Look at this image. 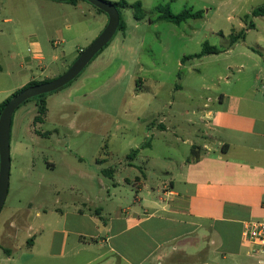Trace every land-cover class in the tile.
<instances>
[{
    "label": "rangeland",
    "instance_id": "1",
    "mask_svg": "<svg viewBox=\"0 0 264 264\" xmlns=\"http://www.w3.org/2000/svg\"><path fill=\"white\" fill-rule=\"evenodd\" d=\"M79 1L76 6L58 0L7 1V14L15 11L22 17L13 18L4 28L1 45L6 54L13 51V41L27 44L35 40L41 45L37 54L50 64L48 78L39 81L64 74L106 26L101 21L107 19L105 13ZM125 1L129 7L122 10V18L127 29L118 31L109 47L69 87L47 96L45 122L34 123L36 99L15 112L13 150L18 140L25 146L13 154L3 215L12 207L27 208L31 202L34 207L48 206L56 192L72 202L85 197L95 200L99 194L105 198L96 168H118L119 180H134L142 168L134 172L123 167L137 157L130 160L127 156L143 141L145 147L151 142L147 130L157 127L163 116L178 133L165 134L175 144L168 149L161 147L158 134L154 156H183L189 145L182 141L199 142L195 134L204 129L199 127V117L207 98L214 99L215 93L246 80V74L237 69L250 64L238 53L183 58L200 53L205 43L228 47L231 34L241 31L247 15L248 22L255 18L252 12L264 0ZM136 2L142 3L146 13L140 21L134 17ZM161 5H169L173 14L185 9L205 14L175 25L157 19ZM254 22L258 31L250 33L248 43L264 38V19ZM53 56L58 58L54 63ZM94 175L95 179H87ZM140 180L137 177L134 182ZM103 181L112 183L107 176Z\"/></svg>",
    "mask_w": 264,
    "mask_h": 264
},
{
    "label": "crops",
    "instance_id": "2",
    "mask_svg": "<svg viewBox=\"0 0 264 264\" xmlns=\"http://www.w3.org/2000/svg\"><path fill=\"white\" fill-rule=\"evenodd\" d=\"M7 1L29 0H0L2 102L30 82L48 78L50 70L45 56L37 54L41 45L35 40L13 41V51L6 54L4 28L22 17L15 11L7 14ZM254 19L248 22L254 28L247 29L246 23L241 28L247 30L246 39L224 52L248 59L250 66L237 69L246 80L215 93L200 107L199 127L205 130L195 134L198 144L187 138L183 156H154L155 140L161 136V147L168 149L175 144L165 134L178 133L163 116L147 130L151 142L145 147L143 141L135 148V160L123 165L134 172L142 168L139 184L137 177L119 180L114 168L107 185L102 172L107 168L99 165L96 175L102 177L98 182L105 198L99 194L95 200L72 202L56 192L48 206L31 202L4 215L3 207L0 264H264V252L244 236L247 224H264V38L248 43L250 33L258 31ZM108 20L101 18L106 25ZM14 135L13 119L12 164L13 154L25 146L18 140L13 150ZM193 147L198 159L189 161Z\"/></svg>",
    "mask_w": 264,
    "mask_h": 264
},
{
    "label": "water",
    "instance_id": "3",
    "mask_svg": "<svg viewBox=\"0 0 264 264\" xmlns=\"http://www.w3.org/2000/svg\"><path fill=\"white\" fill-rule=\"evenodd\" d=\"M103 11L109 18L101 34L81 51L70 68L58 78L39 83L17 92L6 104L0 115V214L9 194L11 172V131L13 116L26 101L40 95L63 89L74 81L114 38L120 25V13L116 6L106 0H85Z\"/></svg>",
    "mask_w": 264,
    "mask_h": 264
},
{
    "label": "trees",
    "instance_id": "4",
    "mask_svg": "<svg viewBox=\"0 0 264 264\" xmlns=\"http://www.w3.org/2000/svg\"><path fill=\"white\" fill-rule=\"evenodd\" d=\"M58 1H65V2H68V3L74 4L78 0H58ZM112 3L116 6V8L118 9V11L120 13V17H119L120 18V25H119L118 31H125L127 29V25H126L124 19L122 18L123 17L122 16V10L127 8V7H129V3L126 2L125 0H122V1H119V2H112ZM133 9H134V17H135L136 20L140 21V20H143V18H145L146 13H145V11L143 9V6H142L141 2L134 3L133 4ZM99 11L104 13L101 10H99ZM157 11L159 12V17L157 19L162 20V21H166L167 20V22L173 23L175 25H181L182 23H184V22H186V21H188L190 19H201V18H203L204 14H205L203 11H194L193 9H185L179 14H173L171 12V10H170V6L169 5L158 6L157 7ZM251 16L252 17L264 16V2L253 10ZM249 18H250V15H247L246 18H245L246 20H244V22L247 24V29H252V28H254V24L252 22L248 23ZM246 31L247 30L244 29L242 31H239L238 34H231V36H230L231 41H230V44L228 45V47H231L233 44H235V43H237L239 41L240 42L244 41L246 39ZM116 34H115V36H116ZM115 36H114V38H115ZM114 38L112 39V41L114 40ZM111 42L102 51H100L98 53V55L93 59V61L91 63H93L105 51V49L107 47H109ZM228 47H226V48H217L214 45H210L209 43H205L203 45V49H202V51L200 53L184 57L183 61H186L188 59H201L204 56L212 55V54L219 55V54L224 53L225 51H227ZM82 73L75 80H77L82 75ZM47 81H50V80H47ZM47 81H43V82H47ZM74 81H72L71 83L66 85L63 89H66L67 87H69ZM43 82L42 81L41 82L40 81H32L29 84H27L26 86H24L23 88H21L19 90L17 89V91L14 94H12L8 99H6L2 103H0V115H1L4 107L6 106V104L9 102V100L15 94H17V92H20L22 89H24L26 87H29V86H32V85H36V84H39V83H43ZM48 95L49 94L40 95L38 97L30 99V100H33V99L37 100V111H38V114H37V116L34 119V123H44L45 122V119H46L47 113H48V107H47V96ZM30 100L26 101L24 104H26ZM22 106H20L19 109ZM13 119H14V116H13ZM12 125H13V121H12ZM138 153H139V150H133L131 152V154H129L127 156V158L130 159V160H133L138 155ZM197 159H198V155H197V152H196V147H193L192 151H191V156L189 158V161L197 160ZM102 172H103V174L105 176H107V177L112 179L114 177L115 169L114 168H107V169H104Z\"/></svg>",
    "mask_w": 264,
    "mask_h": 264
},
{
    "label": "built area",
    "instance_id": "5",
    "mask_svg": "<svg viewBox=\"0 0 264 264\" xmlns=\"http://www.w3.org/2000/svg\"><path fill=\"white\" fill-rule=\"evenodd\" d=\"M244 236L249 242L257 244L264 252V224L260 222L247 224L245 226Z\"/></svg>",
    "mask_w": 264,
    "mask_h": 264
}]
</instances>
